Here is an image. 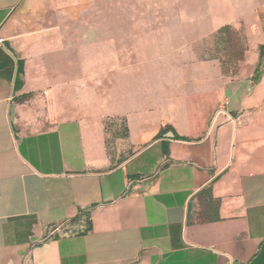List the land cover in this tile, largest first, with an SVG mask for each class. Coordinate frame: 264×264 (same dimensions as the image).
I'll list each match as a JSON object with an SVG mask.
<instances>
[{
    "label": "crops",
    "instance_id": "crops-1",
    "mask_svg": "<svg viewBox=\"0 0 264 264\" xmlns=\"http://www.w3.org/2000/svg\"><path fill=\"white\" fill-rule=\"evenodd\" d=\"M56 1L0 0V264H264V69L193 52L264 0H138L153 27L92 33Z\"/></svg>",
    "mask_w": 264,
    "mask_h": 264
},
{
    "label": "rangeland",
    "instance_id": "rangeland-1",
    "mask_svg": "<svg viewBox=\"0 0 264 264\" xmlns=\"http://www.w3.org/2000/svg\"><path fill=\"white\" fill-rule=\"evenodd\" d=\"M51 6L54 7L53 9H77L78 19H76V23H69V25L80 27L84 32L88 30L91 32L90 29L97 26L107 27L108 19L112 16L109 13L112 10L116 12V21L117 24L120 22L119 26L123 25L124 15L127 13L132 16L133 27L140 25L153 27L155 25V1L116 0L113 3L109 0H68L67 2L58 0L52 2ZM85 36L91 41V37H95V34H85ZM102 36L107 37V35ZM142 36L141 33H133L132 39L140 40ZM262 44H264V5L259 13L251 18L243 19L238 23L197 39L193 45V52L200 61L218 63L219 70L224 78L234 80L237 77L244 76L247 77L246 79L252 80L254 75L261 74L262 68L264 69V56L260 57L259 54V47ZM139 54L146 58L149 57L148 50L139 51L133 48L132 58L139 57ZM259 64H261V67H259ZM163 68L165 79L169 75L171 77V75L179 73L180 69L173 66H164ZM146 69L150 73L152 67L148 65ZM195 73L197 72L195 71ZM116 127L119 132H122L123 121L117 120Z\"/></svg>",
    "mask_w": 264,
    "mask_h": 264
},
{
    "label": "trees",
    "instance_id": "trees-1",
    "mask_svg": "<svg viewBox=\"0 0 264 264\" xmlns=\"http://www.w3.org/2000/svg\"><path fill=\"white\" fill-rule=\"evenodd\" d=\"M259 54H260V57H263L264 56V44L260 45V47H259Z\"/></svg>",
    "mask_w": 264,
    "mask_h": 264
}]
</instances>
